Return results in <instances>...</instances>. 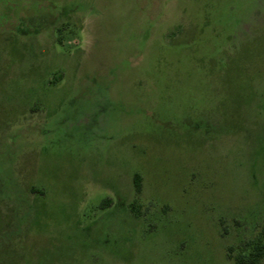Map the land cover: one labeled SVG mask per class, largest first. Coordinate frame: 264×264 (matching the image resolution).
Instances as JSON below:
<instances>
[{
    "label": "rangeland",
    "instance_id": "374dc122",
    "mask_svg": "<svg viewBox=\"0 0 264 264\" xmlns=\"http://www.w3.org/2000/svg\"><path fill=\"white\" fill-rule=\"evenodd\" d=\"M263 230L264 0H0V264H233Z\"/></svg>",
    "mask_w": 264,
    "mask_h": 264
},
{
    "label": "trees",
    "instance_id": "16d2710c",
    "mask_svg": "<svg viewBox=\"0 0 264 264\" xmlns=\"http://www.w3.org/2000/svg\"><path fill=\"white\" fill-rule=\"evenodd\" d=\"M133 184L136 194H139L142 189L141 176L135 174L133 178ZM264 232V230H263ZM264 233L258 235L255 240L247 244L250 247L249 251L243 250L242 253L235 257L233 264H259L264 258ZM263 238V239H262Z\"/></svg>",
    "mask_w": 264,
    "mask_h": 264
}]
</instances>
